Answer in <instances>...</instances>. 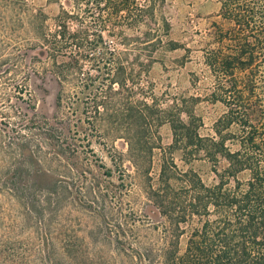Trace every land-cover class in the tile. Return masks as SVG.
<instances>
[{
    "label": "trees",
    "instance_id": "trees-1",
    "mask_svg": "<svg viewBox=\"0 0 264 264\" xmlns=\"http://www.w3.org/2000/svg\"><path fill=\"white\" fill-rule=\"evenodd\" d=\"M160 3L59 0L51 31L46 15L39 9L32 10L29 0H0V21L8 26L12 42L8 59L11 69L17 68L14 63L21 59L23 48L40 49L50 59L51 72L58 80L57 107L82 106L77 133L87 128L97 132V124L107 121L112 131L127 134L121 138L125 152L112 149L106 153L110 163L107 168L97 157L79 163L76 138L72 141L60 134H48L51 129L46 121L36 126L38 134L31 135L51 150L42 156L43 164L55 166L61 178L52 181V188L43 196L48 201L62 195L72 196L76 203L88 201L94 207L84 209L104 217L105 242L135 264H264V0L220 1L218 15L228 28L215 25L213 41L217 46L203 52L215 86L211 101L227 108L214 124L216 139L200 136L202 121L193 111L159 110L144 100H134L127 85L133 83L132 68L128 71L121 57L105 47L102 31L117 36L115 29L121 26H144L148 29L144 34L147 41L139 53L150 60L154 42L161 43L157 31L150 29L158 21L156 6ZM160 21L167 30L166 21ZM70 23L75 24L74 29ZM139 55L137 62L145 70L151 61L144 63ZM23 87L30 104L31 94L27 86ZM182 112L187 121L181 118ZM162 123L170 125L172 143L153 184L150 166L159 144L151 130ZM231 126L237 127L235 135H223L222 131ZM15 133L20 144L24 135ZM228 140L237 142L238 148L228 150ZM171 151L180 152L185 165L202 159L215 168L223 160L226 168L219 174L213 170L218 182L207 186L195 171L179 172ZM125 162L143 181L145 197L163 219L160 225H152L127 206L135 179L126 171ZM113 171L117 173L116 183L110 180ZM244 172L248 179L240 182L238 175ZM230 180L232 189L226 188ZM13 187L17 199L32 201L37 196L28 189ZM190 222L195 225L187 230L184 226ZM146 233L152 237H146ZM182 236H186L183 248ZM64 247L72 245L64 242Z\"/></svg>",
    "mask_w": 264,
    "mask_h": 264
},
{
    "label": "rangeland",
    "instance_id": "rangeland-1",
    "mask_svg": "<svg viewBox=\"0 0 264 264\" xmlns=\"http://www.w3.org/2000/svg\"><path fill=\"white\" fill-rule=\"evenodd\" d=\"M58 1L29 0L32 10L39 9L46 15V26L51 31L55 28L54 18L59 13ZM144 1L140 0L141 3ZM220 1L161 0L156 6L158 21L150 25V29L157 31L161 43L154 42L150 60L144 53H139L142 44L147 41L144 37L148 31L146 27L121 26L115 29L117 36H109L106 31L101 33L105 47L121 57L125 66L129 67L128 71L132 68L133 83L129 81L127 85L134 100H144L159 110L193 111L202 121L200 136L215 139L214 124L225 115L227 108L218 101H211L210 95L215 86L205 66L203 52L217 46L213 41L215 25L228 28L218 15ZM162 18L168 25L167 30L161 27ZM69 26L75 28L74 23ZM8 33V26L0 21V264H135L117 253L113 244L105 242L102 237L106 231L104 217L92 214L88 209L86 211V206L89 210L94 207L88 205V201L76 203L72 196L64 195L61 199L48 201L43 196L48 188H52V181L61 178L55 173V166L43 164L42 156L51 150L43 146L38 137L31 135L38 134L36 126L46 121L51 129L48 134H60L72 141L76 138L81 158L79 163L97 157L108 168L110 163L106 153L112 149L125 152V141L121 138L127 134L112 131L107 121L97 124V132L87 128L77 133V127L81 126L77 119L82 117L79 113L82 106L75 105L70 109L57 107L59 84L51 72L50 59L40 49L23 48L21 59L14 63L17 68L11 69L8 59L12 42ZM138 55L144 63L151 61L145 70L137 62ZM84 68L87 70L89 65L84 64ZM24 85L31 94L30 104L23 93ZM181 118L187 121L184 112ZM23 125L26 127L23 128ZM83 127L86 128V124ZM18 131L24 135L20 144L15 135ZM236 131L237 127L231 126L222 134L235 135ZM151 134L153 138H158L156 143L159 144L153 150L150 166V176L155 184L162 157H167L170 152L168 147L172 143V132L168 123H162L155 124ZM225 147L234 151L238 145L228 140ZM171 153L179 172L191 169L207 186L215 185L217 174L226 168L223 160L215 168L202 159L185 165L180 152ZM71 162L79 164L78 161ZM125 168L135 179L127 206L152 225H160L163 219L145 197L143 181L135 176L128 162H125ZM91 169L98 172L97 168ZM62 174L68 175L63 171ZM247 179V172L238 175L240 182ZM110 180L116 183L115 171ZM228 182L226 188L232 189L233 181ZM13 186L28 189L37 196L32 201L17 199L11 191L15 188ZM76 208L81 211H76ZM193 225L194 222H190L184 228L189 230ZM144 235L152 237L150 233ZM64 242H70L72 247L65 249ZM185 243L186 236H182L181 248Z\"/></svg>",
    "mask_w": 264,
    "mask_h": 264
}]
</instances>
